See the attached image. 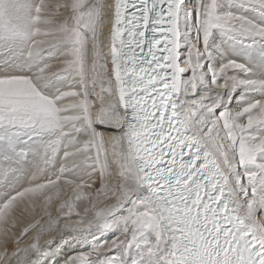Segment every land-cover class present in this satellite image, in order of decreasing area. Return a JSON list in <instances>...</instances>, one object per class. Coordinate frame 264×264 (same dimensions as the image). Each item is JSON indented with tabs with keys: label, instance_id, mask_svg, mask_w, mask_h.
Wrapping results in <instances>:
<instances>
[{
	"label": "snow or ice",
	"instance_id": "snow-or-ice-1",
	"mask_svg": "<svg viewBox=\"0 0 264 264\" xmlns=\"http://www.w3.org/2000/svg\"><path fill=\"white\" fill-rule=\"evenodd\" d=\"M182 7L185 0H26L19 23L0 30V44L22 45L8 56L27 70L0 73V124L55 137L27 186L0 197V264H42L44 256L47 264H91V255L116 248L120 256L100 264H124L148 233H155L153 264H264V136L247 131L264 125V99L238 113L223 110L207 131L204 113L219 102L176 100L204 82L199 58L214 28L264 37V27L218 15L216 0H197L201 41L181 60ZM57 47L60 58L45 62ZM230 70L250 71L235 60L210 67L218 92L243 86L264 94V81L216 83V74ZM61 76L70 77L68 88L44 94ZM59 152V167L49 172ZM237 153L247 186L234 167ZM144 185L163 192L159 205L137 211L133 203L116 218ZM116 224L132 239L76 256L70 247L58 256L44 251L58 237L66 245Z\"/></svg>",
	"mask_w": 264,
	"mask_h": 264
},
{
	"label": "bare ground",
	"instance_id": "bare-ground-1",
	"mask_svg": "<svg viewBox=\"0 0 264 264\" xmlns=\"http://www.w3.org/2000/svg\"><path fill=\"white\" fill-rule=\"evenodd\" d=\"M26 0H0V30L7 29L9 27H14L19 23V16L20 13L18 11L19 5L25 3ZM38 0H31L32 4L37 3ZM185 3L188 4V7H182L179 15H178V30H179V44H180V52H181V60H184L187 56V54L192 49L193 44H199L201 41L200 31H199V12L197 8V0H185ZM216 11L218 15H223L224 8L221 5V3L216 0ZM239 17L245 18L247 21L251 22L252 24L259 27L257 23H254L251 19L246 18L244 15H238ZM225 29V27H217L214 28L211 32L209 41H208V53L201 56L199 59L203 63L204 68L202 70L203 72V79L204 82L200 84L195 89V94H193V90L188 87L185 89H182L178 95V105H187L194 102L203 101L204 105L210 106L213 103L219 102V108L212 112V113H204V121H203V129L204 131H207L209 128L212 127V125L215 123L217 116L220 114L221 110H229L233 113L241 112L242 109L249 104L261 100L260 96L250 97L249 95L246 100V102L243 103V105H240L237 103V99L239 98L238 94H241L245 88L243 86L238 87L235 89V91H229V89H224L221 92H218L215 86L213 85V75L208 72V69L211 68H219L221 65L228 62V60H235L238 63L241 62L242 57L239 54H236V58H234L233 53H228V50L226 49L225 42L221 39L222 32L221 30ZM85 39H88L90 37V33L85 31L83 33ZM249 37L254 38V35L249 34ZM225 47V49H224ZM4 50L2 54H0V60H4V64L6 65L4 68L2 67L1 73L4 71H10L15 73H20L27 71L23 67V61L18 56H8V52L10 50L14 52H19L22 50V45L16 44V45H6V44H0V51ZM6 50V51H5ZM62 51V48L57 47L53 49L48 50V55L45 56V62H55L60 58V52ZM1 53V52H0ZM244 56V55H243ZM232 58V59H231ZM9 60V61H8ZM244 64V63H243ZM251 73L253 72L252 76L250 77L253 81H264V67H259L256 65L257 63H254ZM242 73L239 71H233L232 74H229L227 76L226 73H219L216 74L215 80L216 83H223L226 78L228 77H236L237 79H243L240 77ZM54 82V83H52ZM70 77H58L56 79H53L47 87L44 88L43 93L48 96H54L58 93V91L66 90L69 86ZM229 97H231V100H229ZM264 99V98H262ZM203 111V110H202ZM246 119V116H240L239 122H243ZM103 130V128H101ZM248 134L255 136L257 138L264 136V125H256L252 128L248 129ZM46 135H51L45 140L38 139V141H41V143H37L38 146H34L37 149H39L38 157L36 160V163L34 166H32L29 169H25L26 172L23 173L21 176L17 178V181L15 180L11 185H9L7 188H2L0 191V197L7 196L9 194L14 193L17 190H20L24 186H27L28 180L30 176L32 175L33 171L35 170L36 165L40 162L43 153L44 148L47 145V143L54 139V134L45 131L43 132ZM62 158V152L57 153V156L54 158L53 163L49 165V172L55 171L59 167V161ZM234 167L236 170V173L241 181L242 184L247 186V180L245 173L244 166L239 164V156L238 153L234 157ZM237 189H239V186H237ZM251 193L250 190L248 191V195L245 197L242 194V198L248 199L250 198ZM136 204L137 211H144L148 208H155L159 205L160 200H158L152 193L151 190L148 189L147 186H142L140 189H138L136 192L132 193L130 196L129 203L125 206V209H122L120 212L116 214V218L119 217L121 214H126V209L131 207L132 204ZM75 218V217H74ZM167 225L162 224L159 228V232L162 235H165L167 233ZM122 226L119 224H116L114 227L103 231L102 233H89L81 238L73 239L68 242V244H62L61 238L58 237L56 240H54L51 244L46 245L44 251L46 253H55L56 256L60 254L61 251H63L65 248H71L72 251L69 252V256H75L82 254L84 252L93 253L95 250L100 247L101 245L111 243L113 239H116L118 237L124 239V240H131L132 239V232L129 230L126 233H123V236L121 237L122 233ZM155 240V233H148L146 234V241L147 242H141L139 246L137 247L135 244L128 250L127 255L124 257V264H153L154 258L150 255V251L152 248V245ZM59 246V247H58ZM122 250L119 248L112 249L107 252L103 253H97L94 255H91V264H100V261H110L113 258H116L120 256ZM48 257L44 256L42 257V264H47ZM63 264V262H61Z\"/></svg>",
	"mask_w": 264,
	"mask_h": 264
},
{
	"label": "rangeland",
	"instance_id": "rangeland-1",
	"mask_svg": "<svg viewBox=\"0 0 264 264\" xmlns=\"http://www.w3.org/2000/svg\"><path fill=\"white\" fill-rule=\"evenodd\" d=\"M218 2L223 6L224 14L244 15L254 23H257L259 27H264V0H218ZM221 32V39L227 44L226 49L225 47L224 49L228 50L229 55L233 53L234 58H236V54L241 55V62L249 69L253 68L254 63H257L256 65L259 69L261 66L264 67V37L254 35V38H251L249 33L226 27ZM0 52L2 54L4 50L1 49ZM4 62L6 61L0 60V73L2 71L1 68L6 66ZM233 71L236 70L228 71L227 76L232 74ZM251 71L247 73L240 72L242 73L240 77L251 80L250 77L253 74ZM248 95L250 97L260 96L261 99L264 98V94L259 91L245 89L241 94H238L237 103L243 105L249 99L247 98ZM49 136L51 135H46L38 130L20 131L14 125L0 124V191L2 188H7L15 180L17 181V178L26 172L25 169L35 165L39 149L34 146H38L37 143H41L38 139L45 140ZM87 253L89 252L82 254ZM89 259L91 262V257Z\"/></svg>",
	"mask_w": 264,
	"mask_h": 264
}]
</instances>
